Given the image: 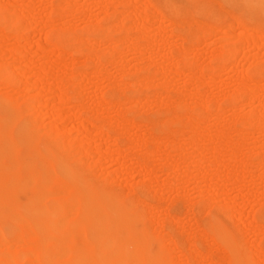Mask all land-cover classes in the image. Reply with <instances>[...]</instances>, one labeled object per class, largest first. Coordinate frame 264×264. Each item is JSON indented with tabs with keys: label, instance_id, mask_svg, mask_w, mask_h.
Listing matches in <instances>:
<instances>
[{
	"label": "rangeland",
	"instance_id": "rangeland-1",
	"mask_svg": "<svg viewBox=\"0 0 264 264\" xmlns=\"http://www.w3.org/2000/svg\"><path fill=\"white\" fill-rule=\"evenodd\" d=\"M24 1L25 0L14 3V5H12L11 9L9 10V14L12 15L13 27H16L22 30L28 37H30L28 45L26 46V50H25L26 57L23 56L22 60H20L21 62L20 61L18 62L17 59H15V57H12L10 55H7V57H5L4 55V57L7 59L9 58V60L7 63H2V67L3 66L6 67L5 70L7 69L6 71H8V73L10 74L12 72H13L12 74L18 72L17 73L18 76H16L17 77L16 80L19 82V79H20L19 86L23 84L21 86V89L19 87V92L22 94V96L20 95L19 96L20 98L24 97L25 100L21 99L22 100L21 101L19 98L20 101H17L18 94H20L19 92L16 93L17 95L15 94L14 96L16 97L17 100L14 97L11 98V101L9 100V98L5 99L4 93L9 90L8 89L9 87L7 88L3 85H0V92H1L0 97H2V101L0 98V118L7 116L5 107L10 106V104L12 103L11 104V106L13 105L12 115L16 117V118L14 117V120L16 123L12 125L11 129L14 132L15 137H17V134L19 133V129L25 126L28 122L27 125L31 129L35 128L34 130L37 131V132L36 131L34 132L35 135L38 137L34 145V148L36 149V151L42 150L43 147L51 146V149L56 154V156L60 157V155L62 156V154H64L61 152V148H64L68 151L70 146L71 147L74 146L73 147L74 151L75 149L76 150L78 149L77 150L78 152L73 151L74 158H71L70 161H68L69 158L66 155H64V157H66L65 160L67 164L72 166L73 168H76L78 171L79 170L82 171L83 168L85 167L84 171L79 172L80 176L86 178L87 180L90 179L88 181L92 185H94L96 188H98L100 191L107 193L108 195L115 198L117 201L121 202V203H114L113 205L114 209L124 210L131 217H136L138 221L137 223L134 224L135 227H137V229L139 230L146 231L151 236V240L148 244V248L153 252L162 251L163 253L170 254L172 258V262L175 261L173 262V264H179V263L187 264V262H189L188 255L190 254V257L192 258V256H197L196 253H200V255L198 254V258L199 259L201 258L199 260L201 264H208V263L210 264V262H208V260L210 259V258L208 259L209 255H210L209 257L212 258L211 260L214 261V258L216 259L214 262L212 261L211 264H224L226 262V259L224 257L226 256L223 254L224 252L221 253L222 251H224L223 250L224 244H223L222 237L224 238V235H227V234H228L227 240H226L227 242L237 244V245L240 244V246L243 245L244 249L247 243H249L248 246L250 245V248L247 249L248 246H246L247 247L246 249L250 251H246L245 249L246 251L245 253L243 247L242 248L240 247L241 249L240 248L239 249H240L241 254L243 255V254L250 253L249 255L251 256L252 253L254 252L253 251L254 249L255 256H251L250 258L252 260L254 259L257 261V263L255 264H264V140H263L264 139L263 137L264 136V123H262L264 122V120H262V122L260 123L261 124L260 128L262 126L263 130L260 131V129H257V131L259 130L260 133H257V131L254 132V129L250 128L248 124L247 126H245L246 123L244 124V122L247 121V117L244 112L247 111L248 113L247 112L246 113L249 114L251 111H254L253 110L254 108L258 107V102L256 98L254 100L250 99L254 95V93L257 92L256 90L257 87L259 90L257 93L260 92L258 95L262 96L261 98L264 97L263 96L264 95L263 81H262L263 84L261 83L260 86H255L256 89H251L253 91L256 90V92H254L253 95L250 94V98H249V92H247L246 90L248 89V91H250L249 89L252 85L251 79L256 80L257 79L256 74L260 75V80L264 79V0H249V1L248 0H149V1L148 0H124V4L126 2L130 3L128 7H127V3H126V6L122 5L123 3L120 4V2H123L122 0H113V1L111 0H67V1L66 0H61V1L60 0H56V1L55 0H30V1L26 0L25 2ZM62 1L64 2L66 1L68 3L66 2L64 3ZM114 2L117 4H115ZM148 3H151V4H148ZM0 4L3 5L2 3ZM46 4L48 5L46 6ZM61 4H62V7L64 8L60 7ZM1 5H0V8H2ZM42 5L44 8L41 7ZM65 6H66V9H65ZM132 6H133V12H132ZM58 7H60L61 9V14L60 12L58 13L59 11ZM55 8H58V11H56V13L55 11H53L55 10ZM109 11H112V12H109ZM142 14L143 16L145 14L149 15V18L147 19V21H144V19L142 20V18H144ZM150 17H153V18L150 19ZM117 19H120V20H117ZM175 20L179 21L178 24L180 26L177 25ZM145 22L147 24H145ZM237 22H240L241 24ZM57 23L63 27L59 26ZM62 23L63 24L65 23V25H63ZM67 23H69L70 25ZM19 24H21L20 27H19ZM23 25L26 27H24ZM233 25L235 27H233ZM22 27L24 28V30ZM46 28L47 29L53 28L52 31H54V33L59 35V38L61 40V43H60L61 46L59 49L54 45V43H49L46 45H43L41 43H35L47 30ZM247 28L253 31L252 36H248L252 38V39L249 38L250 40H252V43L250 44L251 41L248 38H245L249 40L247 41V43L248 42L249 43L246 45L247 47L245 46L244 48H242L240 44L242 43L246 44L243 38L247 37L246 36L247 34L245 35L244 34L245 32H243V34L241 33L242 34L241 36H239L238 34H240L242 30L244 31ZM3 29L0 30V40L1 41L5 39V36L7 34L6 31H8L7 35H12L9 32L10 31L9 29L5 28L6 31L5 30L3 31ZM253 29H256V30H253ZM256 31L258 32L260 31V32L258 33ZM254 32L255 34L260 35V37L255 35ZM136 34L141 35V36H138ZM122 37H126L127 39L126 38L125 39L129 42H127L128 48L124 47V45L127 44V43H124L122 46L123 47L122 50H120L121 45L119 47V45H117L115 42L118 43L120 40L122 42V40L124 39V38L122 39ZM239 37L240 39L241 37H243L242 39L244 41L243 42L239 41L240 43L239 42L234 43L235 41H238L236 39H238ZM11 38L15 39V37H9L8 40L10 41ZM78 38L83 40L82 42L84 46L80 47V43H78L79 41H77ZM14 39L13 40L11 39L12 42L11 41L10 42L14 43L17 41L16 39L15 40ZM253 40L255 42H253ZM86 41L88 42V44ZM121 42L119 44H122ZM110 43H114V44L111 45ZM136 43L138 44V46L136 45V47L140 51L134 48L136 52L135 51L133 52L131 47L134 46L132 44H136ZM258 43L260 44V47ZM90 45L91 46L93 45L94 47L92 48L90 47ZM129 45H131V47ZM139 45H140V49L138 48ZM231 46H233L234 48L233 51L230 50ZM239 46H240V49H239ZM49 47L51 48L49 49ZM88 47H90V49ZM41 49H42V52H41ZM57 49L58 50L62 49V51H64L65 49L66 52L64 56H66V58L65 57L64 58L66 61H63L64 63L62 61H58L56 63L53 62V61H57L59 56L62 55V54H59L60 51H58ZM86 49L87 51L88 49L89 51L93 49L92 50L93 53L87 52ZM113 49L119 50V53L114 51ZM186 50L188 51L186 52ZM182 51H183L184 56L185 57L187 56L185 61L182 58L183 57ZM35 52H38V58L34 60L35 63L33 62V64L29 66L30 68L26 67L27 64L22 61L26 58L25 60H27V63H28L30 59L33 57L32 55H34ZM179 52H181V54ZM225 53L226 54L228 53V54L226 55ZM99 54L102 56L106 55L107 59L104 57L100 58L98 56ZM179 54L182 56L181 58ZM231 54L232 56H230ZM89 55L94 56L93 59H91V56ZM133 55H135V57ZM244 55H245V58L246 56L251 57V58L248 57L250 60L246 61V59L245 60L243 59L244 61H242V58ZM88 56L90 58H88ZM178 56L180 59L177 58ZM171 57H175L177 60L179 59L181 62H178L174 58L179 64H173L174 62L176 63V61H173V58ZM51 58H53L52 61L50 60ZM48 59L51 62H53L54 65H58V68H56V66H53L52 72L55 73V75L53 74L55 77L57 75L60 76V77L57 76L60 82L58 81L59 83L57 84L53 82L54 79H51L49 80V82L45 81L44 83H39L38 85L36 74L42 71V64L44 67L45 61L46 62L48 61V63L46 64L49 65ZM4 61L5 60L3 61L1 60V62H4ZM17 62L20 63V65ZM60 62L62 63L60 64ZM147 62L149 64H147ZM187 63L192 64V67L196 66L195 68L193 67L195 70L193 68H190L191 66L188 67ZM24 64L26 65L24 66ZM117 65H122V66H117ZM21 66L22 68L25 67L23 68L24 71L21 70ZM118 67L121 68L122 70H120ZM143 67L145 70H142ZM173 67H174L173 71L175 73L173 71L170 72L171 71L170 69ZM18 68L20 69L17 70ZM146 68H148V71ZM158 68L159 69L161 68L160 69L161 71ZM191 69H193L195 72L193 70L191 71ZM57 70L59 72H63V70L64 71L66 70V71L63 73H59V72L57 73L56 72ZM157 70L159 72H157ZM196 70H198V73L200 72V74H198ZM68 71H70L71 73L68 76H71L70 78L72 79H76V76L74 75V73L76 75H79V72L81 71L80 72L81 74L79 75V77L80 76L81 77L80 79L78 77V79L81 80L82 78V81L71 80L70 78H68L72 82L71 83L67 82L66 75L69 74ZM162 71L164 75L166 76L163 75ZM166 71L169 72L171 75L176 74V77L173 75L172 77ZM161 73H162L163 78H161ZM244 73L247 76L244 75ZM62 74H64L65 77L62 76ZM199 76L201 77L202 81L199 80L200 79ZM52 78L54 77L52 76ZM83 78L85 79L86 83L83 82ZM144 78L146 79L148 78L147 80L149 81L147 82V80ZM161 79L163 80L170 79V80L167 81L169 82L167 84L166 81L163 82V80ZM204 80L206 82H204ZM1 81L2 80H0V83L3 84ZM50 81H51V84H50ZM144 81L147 82V85L145 84ZM81 82H83L82 85L84 86L80 85ZM242 82L243 84L241 85ZM52 83H53L54 88L50 87L52 86ZM66 83H69V85L71 84V87H68ZM124 83L126 84V86ZM151 83L153 84V86L151 85ZM128 84L131 86H128ZM65 85L67 86L68 89L70 88L69 89L70 91L65 89V90H62L61 92L59 88L61 86H62L61 88L66 87ZM110 85H112L111 86L112 89ZM249 85L250 87L248 88L247 86ZM37 86H39L40 89L36 88ZM78 86L80 87V89L78 88ZM245 86L247 88H245ZM252 87L254 86L252 85ZM71 88L74 90H72ZM237 88H239V90ZM22 89L23 91H21ZM42 90L45 93L40 94V96H38L37 94L42 93V92H39ZM66 90L69 92L68 95H73L74 98L72 96H68ZM237 90L239 92H237ZM72 91L74 93L76 91L77 93H75L74 95ZM111 91L112 93H110ZM253 91H251V93ZM194 92L197 95H195ZM78 93L79 94L81 93V94L79 95ZM181 93H183L182 97H179L181 96ZM235 93H239V94H235ZM192 94L196 96L195 97L196 99L198 98L197 96L199 94L200 95L199 97H201L200 98L201 100L199 98L195 100ZM61 95L63 97L66 95L67 96L64 97L63 99V97L62 98L60 97ZM177 95L179 98L176 97L175 99L174 97ZM75 96L77 98H75ZM37 97L39 98L38 100L39 103L38 102L35 103V101L37 100ZM59 97L61 99H59ZM191 97L194 98V100ZM115 100H116V103H118L117 105L115 103ZM185 100H186V103H185ZM214 100H217V102ZM249 100H251L252 102ZM15 101H17V103ZM100 101H103L101 102L102 104H100ZM131 101L133 105L137 104L138 106H136L135 108V106L131 104ZM167 101L168 103H166ZM193 101L195 103H193ZM24 102H26L27 104H25ZM29 102H32V105L31 103L29 104ZM164 102L166 104H163ZM104 103L106 106L103 105ZM176 103L177 104L182 103V107L183 108L186 107V108L185 109L181 108L180 107L181 104H178L180 105L179 106L180 108L179 107L176 108L177 107ZM217 103L218 105H220V109L216 108V107H219L217 106ZM28 104L30 107L27 106ZM167 104L169 105V107H167L168 106ZM174 104H176L175 107L173 106L170 107V105H174ZM194 104H197V105H194ZM203 104H205V106ZM79 107H82V112L81 111L79 112H81L83 118L80 116V118L78 119V116L81 114L78 111H76V109L78 108L77 110H80ZM13 108L16 110H14ZM83 108H86V110ZM125 108L127 109V111ZM165 108L168 109V112H167V109ZM169 108H171L172 111L174 109L176 111V112L175 111L172 112L170 110V114L172 115L171 117L173 118L171 119L173 122L167 121L164 124L165 121L163 120H167L168 118H170L169 117L170 114H168ZM241 110H242V113H241ZM74 111L76 113L73 114ZM211 111L212 113H210ZM53 112H59L60 114H65L68 116L70 115L73 116V115L78 114V116L71 118L69 122L68 120H66V123H65V121H62L61 119H59L57 115L55 116L52 115ZM174 112H175V115L172 114ZM17 113H18V116H16ZM132 113H134L135 115H132ZM214 114L219 117L222 115L221 117L222 119L224 117V120L220 122L219 124H216L215 122H213L214 120L213 117L215 116ZM229 115H230V118H229ZM243 115H245L246 119L243 118ZM74 118L75 120H73ZM232 118L234 122H232ZM33 119L37 123H35ZM82 119H86L87 121H89L88 126L82 124V121H81ZM157 119H159L160 124H158V121H155ZM193 119H197L201 121L200 123H202V126L204 125V128H203L204 133H202L203 129H202V132L195 131L196 128L192 127L193 125L191 126L190 124L191 122L190 123L188 122L187 123L188 127L187 126L185 127V124H186L185 122L191 121V120L193 122ZM52 121L53 123H55L54 127L56 126L58 131L60 130L62 131L61 132L62 142L58 144L60 146H57V142L56 143L54 142V144L52 143L48 144L50 140L52 139H53L52 141L56 140L54 137L50 138L49 132L47 131L48 127L51 126L50 124H52ZM61 121L62 123L64 122V124L61 125L60 124ZM104 121L107 122L108 124L105 123ZM101 122L102 123L104 122L105 126L98 125V124H102ZM47 123L49 126L47 125ZM213 123H215L216 125L215 124L211 125ZM223 123L224 125H222ZM35 124L39 125L40 128L36 126ZM92 124L94 125V127L92 126ZM164 125L166 127H164ZM43 126L44 128L42 129ZM97 126L99 128H97ZM155 126H156V130H155ZM167 126H168V129H167ZM213 126L214 127L217 126L216 128L220 130L224 128L221 131L225 133L226 137L217 136V138L208 139V135L204 136V134H208L206 132H208L209 130L212 131V132L209 131V133L214 132ZM191 127L193 128V130ZM70 128L73 130L70 131ZM171 128H173V130ZM216 128L215 130H218ZM80 129H82L83 131H81ZM169 129L175 132L174 133L175 135H174L173 132L170 130V132H172V136H176V137L178 136V137L177 138L175 137V139L174 137L172 138L169 132ZM86 130H90L89 136L87 135L88 131L86 132ZM190 130L192 132L194 131V133L192 134ZM228 130L231 132L227 133ZM75 131L77 132L75 133ZM252 131H253V134L255 133L254 135L253 134L251 135ZM38 132H43V133L38 134ZM216 132L217 131H215V133ZM261 132L263 133L261 134ZM153 133L157 135L155 136V139L154 137L152 138ZM199 133L202 134L204 137L199 136ZM85 134H86L85 137H88L86 139H90V140H86L87 142H85V138H84ZM116 135L117 136L119 135V136L116 137ZM194 135L198 138L199 137L202 138V139L200 138L201 141L197 142L196 144L197 146H194V145L192 146V141H193L192 137ZM252 136L254 137L252 138ZM258 136H260L261 138ZM166 137L169 138L170 140L167 139ZM71 138H73V140ZM255 138L260 140L258 144H255L252 142V141L256 142L255 140H253ZM69 139H71V142L72 143L74 142V144H71ZM68 140L71 144L70 146H69ZM24 141H26V139H24ZM252 143L253 145H256V147L253 146ZM80 145L81 146L83 145L82 148H85V149L83 150L80 147ZM205 146H207L209 149H207V147ZM210 146L212 147V149H210ZM75 147H78V148H75ZM79 147L81 148V150H79L80 149ZM172 147L173 148L175 147V148L173 149ZM203 147H204V150H203ZM250 148L252 151L250 150ZM64 149L62 150L66 151ZM151 149L152 151H150ZM70 150H73V149H70ZM240 150L242 151V153ZM32 151H33L32 149L20 150L19 151L20 157L22 158H25L24 156L28 157L30 156L29 153ZM82 151L84 154L82 153ZM207 151L208 153L210 151V153L205 154L207 153ZM253 151L256 153H253ZM259 151L260 153H258ZM219 152L220 154H218ZM74 153L77 154L76 158H75ZM122 153L123 154L126 153L129 156L125 154L124 156L122 155L123 156L122 158L121 156ZM245 154H246V157H245ZM202 155L205 158H203ZM142 157L145 158L147 161H145ZM192 157L194 158L192 159ZM236 157L238 159L241 157L243 159L245 158L247 159V160L246 159L243 160L244 161L243 164H245V161H247L245 165L242 164L243 169L242 167H240L241 166L240 162L242 160L239 159L240 161L238 160L239 161L238 162ZM258 158L259 160H257ZM81 159L83 163H85L86 165L81 164V163H76L77 161L82 162ZM84 159L85 160L87 159V160L85 161ZM123 159H125V161ZM140 160L141 161L144 160V161L141 163ZM248 160L249 161L251 160L252 162L251 161L249 162ZM255 160L258 161L259 163L256 162ZM208 161L212 165L209 164ZM9 163H10V160H6V164H9ZM140 163L143 164L142 167L145 164L144 167H146V169L143 168L144 169L143 171L141 169ZM94 165L96 168L94 167ZM232 165H235V166H232ZM230 166H232L233 168H230ZM238 166L240 167L239 169H238ZM245 167L247 168V170ZM87 168H89L90 170ZM203 168L205 170V173H202ZM34 169L35 168H32L31 170H29V172L30 171L33 172ZM122 169H123V172H122ZM92 170L95 172L94 174ZM137 170H139L140 172H138ZM239 170L240 172H237ZM200 172L202 174H200ZM210 172L213 175H211ZM251 172H254L252 173L253 175L251 174ZM236 175H238V177ZM88 177H93V179L88 178ZM41 180L37 179L36 181L33 182V184L38 185V186H44L45 188H47L48 190L54 193L58 191L57 189H60L59 185L57 184H49L47 178L43 177V179L41 178ZM102 182L103 184H101ZM138 184L141 186H139ZM253 186L255 187V189H253L254 188ZM249 187H251L252 189H249ZM250 190L252 191L254 190V191L251 194L249 193L250 194L249 199L246 200V193H248L247 191H250ZM68 192L70 194H73L71 187L68 188ZM128 193H130L131 195L130 194L127 195ZM33 194L34 192L30 188H23V189H20V191L19 190L14 191V194H13L14 199L21 203H3L4 205V208L2 210L3 215L7 214V212H9L10 210L16 211L22 215H25V210L34 212L38 209L45 208L47 211H52L53 207H55L54 205L56 204L58 206L61 204L62 210L68 211L70 209L69 206L72 205L71 203H26L30 200ZM143 199L146 200L145 201L147 202L146 204L144 203ZM58 200H59L58 197L52 198V201H58ZM132 202H135V203H132ZM225 204H227L228 206ZM77 209H78L77 211L78 213L82 211L81 209H79L78 206H77ZM169 214H170V218H172L171 216H176L174 217L176 218V220H177V217L179 218L177 221L178 222L177 224H175L176 223L175 220H172L173 222H168ZM149 216L153 218H150ZM236 217L238 218L236 219ZM151 220L152 221L154 220V221L151 222ZM163 220H166V221H163ZM163 222H164V225L161 224ZM6 224H9V223H6ZM153 225L155 226L156 229L154 228ZM159 225H160V228H159ZM156 226L160 230L161 229L162 230L160 231ZM162 226H164L165 232ZM219 229L222 231L223 236L221 237L213 236L214 232L218 231ZM166 230L169 232L168 234H171L173 236L172 237L170 235L175 240V242L174 240H171L172 238L170 239V241L168 240L169 238L167 239V236L169 235L166 233L167 232ZM175 237L177 238L175 239ZM187 239L193 245V246L191 245L189 248L195 247V248L200 249L201 252L197 250L196 253H194L195 251V248H194L192 249L194 251L189 249L194 253V255L190 253L191 251H189V254H187L188 252L186 253V251L188 250L187 249L185 250V247H188L187 244L189 245ZM160 240L162 243H160ZM172 241L175 244L171 243ZM184 241H185V244H184ZM169 246L172 247L174 252L171 250ZM207 248L208 249L212 248L211 252L213 251L214 254L213 253L211 254H213V256H211L210 252H208L209 254L205 256V253L207 252L206 251ZM202 249H205V251ZM179 250H181V252ZM214 250H216V252ZM202 252L204 254H201ZM217 252L218 253L220 252V253L217 254ZM181 253L182 254L185 253L186 255L183 256ZM257 253H258V256H256ZM173 254H175L176 256L175 258ZM221 254H223V256H221ZM191 258L190 260H192ZM194 258H193L194 261L193 262L190 261L191 262L190 264H193V263L196 264L195 262L196 259ZM221 259L224 260L225 262L221 263L222 261ZM217 260H219L220 262L218 261L219 262L218 263ZM27 261L29 260H25L24 262H22V264L28 263ZM200 262H198L197 264H199Z\"/></svg>",
	"mask_w": 264,
	"mask_h": 264
},
{
	"label": "bare ground",
	"instance_id": "bare-ground-1",
	"mask_svg": "<svg viewBox=\"0 0 264 264\" xmlns=\"http://www.w3.org/2000/svg\"><path fill=\"white\" fill-rule=\"evenodd\" d=\"M22 0H0V3H2L3 5H1L2 6V8H0V30H2L3 28V31L5 30L6 31V29H9L10 31V33L12 34V35H7L8 34V31H6L7 32V34H6V36H5V39H3L2 41L0 40V80H2L1 82L3 83V84H1L0 83V85H3V86H5V87H9L8 89V91L7 92H5L4 93V98L6 99V98H9V100L11 101V98H13L14 96H15V94L16 93H18L19 92V87H20V89H21V86L23 85H21V86H19V82H20V79H19V82L16 80L17 79V77L16 76H18V72L17 73H14V74H10V73H8V71H6L5 70V68L6 67H4V69H3V67H2V63H7L8 62V60H9V58L7 59V58H5V57H7V55H10V56H12V57H15V59H17V61L19 62L20 60H22V58H23V56H25V50H26V46L28 45V42H29V39H30V37H28L22 30H20V29H18V28H16V27H13V25H12V23H13V19H12V15H10L9 14V10L11 9V6L12 5H14V3H16V2H21ZM26 1V0H25ZM24 1V2H25ZM30 1V0H29ZM56 1V0H55ZM61 1V0H60ZM67 1V0H66ZM65 1V2H66ZM111 1H113V0H111ZM123 2H120V4H122V5H124V6H126V3L124 4V0H122ZM149 1V0H148ZM249 1V0H248ZM62 2H64V1H62ZM64 2V3H65ZM86 2V1H85ZM31 3H33V2H31ZM44 3V2H43ZM66 3H68V2H66ZM115 3V2H114ZM147 3V2H146ZM52 4V3H51ZM87 4V3H86ZM112 4V3H111ZM115 4H117V3H115ZM130 3H127V7H128V5H129ZM148 4H151V3H148ZM34 5V4H33ZM48 4H46V6H47ZM64 5V4H63ZM26 6V5H25ZM24 6V7H25ZM85 6V5H84ZM118 6V5H117ZM146 6H147V4H146ZM23 7V6H22ZM41 7H43V5L41 6ZM51 7V6H50ZM60 7H62V4H61V6ZM60 7H58L59 8V11H58V8H55V10H53V11H55V13H56V11H58V13L60 12V14H61V9H60ZM70 7V6H69ZM113 7V6H112ZM116 7V6H115ZM115 7H114V9H115ZM31 8H33V7H31ZM44 8V7H43ZM62 8H64V7H62ZM109 8V7H108ZM50 9V8H49ZM52 9V8H51ZM65 9H66V6H65ZM205 9V8H204ZM41 10V9H40ZM107 11V10H106ZM113 11V10H112ZM112 11H109V12H112ZM116 11V10H115ZM67 12V11H66ZM127 12V11H126ZM132 12H133V6H132ZM153 12V11H152ZM173 12V11H172ZM179 12V11H178ZM63 13V12H62ZM65 13V12H64ZM71 13V12H70ZM145 13V12H144ZM214 13V12H213ZM228 13V12H227ZM67 14V13H66ZM107 14H109V13H107ZM134 14V13H133ZM178 14H180V13H178ZM230 14V13H229ZM47 15V14H46ZM49 15V14H48ZM118 15V14H117ZM123 15V14H122ZM125 15V14H124ZM152 15V14H151ZM162 15V14H161ZM210 15H211V13H210ZM108 16V15H107ZM110 16H111V14H110ZM131 16V15H130ZM134 16V15H133ZM142 16H143V14H142ZM144 18H142V20L144 19V21H147V19L149 18V15H147V14H145L144 16H143ZM27 18H29V17H27ZM112 18V17H111ZM122 18H124V17H122ZM146 18V19H145ZM151 18H153V17H150V19ZM26 19V18H25ZM63 19V18H62ZM109 19V18H108ZM54 20V19H53ZM58 20V19H57ZM117 20H120V19H117ZM116 20V21H117ZM123 20V19H122ZM16 21V20H15ZM14 21V22H15ZM62 21V20H61ZM176 21V23H177V25H179L178 24V22L179 21H177V20H175ZM194 21V20H193ZM192 21V22H193ZM22 22V21H21ZM29 22V21H28ZM52 22V21H51ZM197 22V21H196ZM25 23V22H24ZM31 23V22H30ZM55 23V22H54ZM72 23V22H71ZM120 23V22H119ZM122 23V22H121ZM175 23V24H176ZM234 23H236V22H234ZM237 23H240V22H237ZM18 24V23H17ZM51 24V23H50ZM58 24V23H57ZM63 24V23H62ZM67 24H69V23H67ZM117 24H118V22H117ZM145 24H147L146 22H145ZM180 24H182V23H180ZM241 24V23H240ZM20 25L21 24H19V27H20ZM29 25V24H28ZM47 25V24H46ZM59 25V24H58ZM63 25H65V23L63 24ZM70 25V24H69ZM99 25V24H98ZM189 25H191V24H189ZM193 25V24H192ZM24 26V25H23ZM30 26V25H29ZM32 26V25H31ZM54 26V25H53ZM59 26H61V25H59ZM116 26V25H115ZM139 26H141V25H139ZM138 26V27H139ZM180 26V25H179ZM24 27H26V26H24ZM61 27H63V26H61ZM188 27V26H187ZM233 27H235L234 25H233ZM6 28V29H5ZM23 28V27H22ZM32 28V27H31ZM53 28H55V27H53ZM53 28H51V29H47L45 32H44V34L35 42V43H41V44H43V45H46V44H49V43H54V45L59 49L60 48V43H61V40H60V38H59V35H57L56 33H54V31H52L53 30ZM69 28V27H68ZM105 28V27H104ZM118 28V27H117ZM124 28V27H123ZM252 28V27H251ZM63 29V28H62ZM66 29V28H65ZM70 29V28H69ZM135 29V28H134ZM133 29V30H134ZM137 29V28H136ZM141 29V28H140ZM143 29V28H142ZM156 29V28H155ZM239 29H241V28H239ZM23 30H24V28H23ZM42 30H43V28H42ZM74 30V29H73ZM118 30V29H117ZM253 30H256V29H253ZM41 31V30H40ZM136 31V30H135ZM142 31V30H141ZM187 31V30H186ZM54 34H53V33ZM106 32V31H105ZM112 32V31H111ZM133 32V31H132ZM243 32H245L244 34L247 36V37H241V39H240V37L238 38V39H236V40H238V41H235L234 43H236V42H243L244 40H245V42H246V44H244V43H242V44H240V46L242 47V48H244L248 43H247V41H249L250 39H252V38H250V37H248V36H252V30L251 29H249V28H247L246 30H242V32H240V34H238L239 36H241L242 34H243ZM256 32H258V31H256ZM260 32V31H259ZM258 32V33H259ZM126 33V32H125ZM139 33V32H138ZM242 33V34H241ZM42 34V33H41ZM74 34V33H73ZM254 34H255V32H254ZM31 35H33V34H31ZM71 35V34H70ZM132 35V34H131ZM136 35H138V34H136ZM255 35H257V36H259L260 37V35H258V34H255ZM126 36V35H125ZM138 36H141V35H138ZM138 36H136V37H138ZM9 37H15V39L17 40L16 42H14V43H11L12 41H11V39L13 40L14 38H11L10 39V41L8 40V38ZM119 37H121V36H119ZM4 38V37H3ZM87 38V37H86ZM124 38V39H123ZM126 37H122V42H121V40L117 43V42H115L117 45H119V47H120V45H121V49L120 50H122V46H123V44L124 43H127V42H129V41H127L126 39H125ZM135 38V37H134ZM146 38V37H145ZM144 38V39H145ZM185 38V37H184ZM183 38V39H184ZM244 40H243V39ZM245 38H250L249 40L248 39H245ZM254 38V37H253ZM14 39V40H15ZM74 39V38H73ZM77 39V38H76ZM129 39H131V38H129ZM139 39H141V38H139ZM186 39V38H185ZM184 39V40H185ZM33 40V39H32ZM98 40V39H97ZM77 41H79L78 43H80V47L81 46H84V44H83V40L82 39H80V38H78V40ZM133 41V40H132ZM131 41V42H132ZM190 41V40H189ZM251 42H250V44L252 43V40H250ZM87 42V41H86ZM122 43V44H119V43ZM134 42H136V41H134ZM239 42V43H240ZM253 42H255L254 40H253ZM98 43V42H97ZM260 43V42H259ZM258 43V44H259ZM83 44V45H82ZM87 44H88V42H87ZM99 44V43H98ZM111 45L112 44H114V43H110ZM115 44V45H116ZM243 44H244V46H243ZM249 44V45H250ZM254 44V43H253ZM51 45V44H50ZM94 45H96V44H94ZM126 45V46H125ZM124 45V47H126V48H128V43L127 44H125ZM132 45H134V46H132L131 47V45H129L131 48H132V50H133V52L135 51V49H137V47H136V45L138 46V44L136 43V44H132ZM228 45V44H227ZM232 45V44H231ZM49 46V45H48ZM238 46V45H237ZM240 46H239V49H240ZM90 47H94L93 45L91 46L90 45ZM90 47H88L89 49H90ZM183 47V46H182ZM181 47V48H182ZM186 47H188V46H186ZM247 47V46H246ZM259 47H260V44H259ZM28 48V47H27ZM51 47H49V49H50ZM53 48V47H52ZM62 48V47H61ZM114 48V47H113ZM135 48V49H134ZM139 49H140V45H139V47H138ZM180 48V47H179ZM241 48V49H242ZM57 49V50H58ZM63 49V48H62ZM62 49L61 50H58V51H60L59 52V54H62L61 56H59V58L57 59V61H53V62H58V61H66L65 60V58H66V56H64L65 55V49H64V51H62ZM75 49V48H74ZM89 49H88V51H87V49H86V51L87 52H92L93 53V49H91V51H89ZM116 49V48H115ZM118 49V48H117ZM188 49V48H187ZM233 46H231L230 47V50H232L233 51ZM31 50V49H30ZM43 50H45V49H43ZM77 50V49H76ZM75 50V51H76ZM95 50V49H94ZM114 50V49H113ZM131 50V51H132ZM138 50V49H137ZM185 50V49H184ZM183 50V51H184ZM57 51V52H58ZM103 51V50H102ZM101 51V52H102ZM106 51V50H105ZM114 51H116V52H118L119 53V50H114ZM138 51H140V50H138ZM180 51V50H179ZM183 51H182V54H183ZM188 50H186V52H187ZM190 51V50H189ZM39 52V51H38ZM38 52H35L34 53V55H32L33 57L30 59V61L27 63V60H23L22 62H25L26 64H24V66L26 65V67H29V66H31L32 64H33V62L35 63V59L36 58H38ZM41 52H42V49H41ZM44 52V51H43ZM68 52V51H67ZM115 52V53H116ZM136 52V51H135ZM219 52H221V51H219ZM219 52H217V53H219ZM228 52H229V50H228ZM231 52V51H230ZM50 53H52V52H50ZM70 53V52H69ZM180 54H181V52H179ZM234 53V52H233ZM45 54V53H44ZM90 54V53H89ZM98 54V53H97ZM101 54H103V53H101ZM136 54V53H135ZM179 54V56H180V58L182 57L183 58V60L185 61V59H186V57L184 56V54L181 56ZM226 54V53H225ZM228 54V53H227ZM226 54V55H227ZM4 55H5V57H4ZM58 55V54H57ZM67 55V54H66ZM139 55V54H138ZM191 55V54H190ZM213 55V54H212ZM218 55V54H217ZM40 56V55H39ZM85 56V55H84ZM87 56V55H86ZM89 56H91V55H89ZM88 56V58H90ZM100 58H106L107 59V57H106V55H104V56H102V55H98ZM113 56V55H112ZM134 57H135V55H133ZM179 56L177 57V58H179ZM219 56V55H218ZM221 56V55H220ZM230 56H232V54L230 55ZM26 57V56H25ZM54 57V56H53ZM65 57V58H64ZM93 57L94 56H91V59H93ZM118 57V56H117ZM185 57V58H184ZM226 57V56H225ZM249 56H246V58H245V55L243 56V58H242V61H244L245 59H246V61L247 60H250L249 58H251V57H249ZM5 58V59H4ZM98 58V57H97ZM110 58V57H109ZM116 58V57H115ZM171 58H173V61H176L177 59L175 58V57H171ZM176 60H175V59ZM179 58V59H180ZM87 59V58H86ZM177 60L178 62H181L180 60ZM244 59V60H243ZM1 60L3 61V60H5L4 62H1ZM7 60V61H6ZM49 60V59H48ZM51 61L53 60V58H51L50 59ZM49 60V65H47L46 63H48V61L46 62H44V67H43V64H42V71L41 72H37L38 74H36V77H37V82H38V85H39V83H44L45 81H48L49 82V80H51V79H54L53 80V82H55V83H59L60 82V80H59V78L57 77V76H59V75H57L56 77L58 78H56L54 75H55V73L54 72H52V70H53V66H56V68H58V65H54V63L53 62H51ZM54 60H56V59H54ZM70 60V59H69ZM76 60V59H75ZM81 60V59H80ZM97 60V59H96ZM193 60V59H192ZM218 60V59H217ZM95 61V60H94ZM172 61V62H173ZM176 61V63L174 62L173 64H179L178 62ZM241 61V62H242ZM17 62V63H18ZM21 62V61H20ZM51 62V63H50ZM62 62H60V64L62 63ZM98 62V61H97ZM152 62V61H151ZM151 62H150V64H151ZM190 62V61H189ZM64 63V62H63ZM83 63V62H82ZM185 63V62H184ZM19 65H20V63H18ZM59 64V65H60ZM147 64H149L148 62H147ZM186 64V63H185ZM188 65V67H190V68H193L192 67V64H190V63H187ZM10 65V64H9ZM13 65V64H12ZM46 65V66H45ZM75 65V64H74ZM86 65V64H85ZM90 65V64H89ZM91 65H92V63H91ZM158 65V64H157ZM5 66H6V64H5ZM23 66V65H22ZM22 66H21V70H23V68H25V67H23L22 68ZM117 66H122V65H117ZM125 66V65H124ZM150 66V65H149ZM148 66V67H149ZM199 66V65H198ZM11 67V66H10ZM13 67V66H12ZM37 67H38V65H37ZM185 67H186V65H185ZM196 67V66H195ZM194 67V68H195ZM225 67V66H224ZM30 68V67H29ZM62 68V67H61ZM97 68H98V66H97ZM119 68V67H118ZM124 68V67H123ZM140 68H142V67H140ZM193 68V69H194ZM204 68V67H203ZM15 69V68H14ZM20 68H18L17 70H19ZM115 69H117V68H115ZM120 70H122L121 68H119ZM119 69H118V71H119ZM147 69V71H148V68H146ZM159 69V68H158ZM161 69V68H160ZM159 69V70H160ZM173 69H174V67L173 68H171L170 70V72H172L173 71ZM193 69H191V71L193 70ZM218 69V68H217ZM227 69V68H226ZM34 70V69H33ZM41 70V69H40ZM98 70V69H97ZM137 70V69H136ZM142 70H145L144 69V67H143V69ZM195 70V69H194ZM193 70V71H194ZM222 70V69H221ZM24 71V70H23ZM54 71H55V69H54ZM66 71V70H65ZM64 70H63V72H65ZM72 71V70H71ZM93 71V70H92ZM139 71V70H138ZM155 71V70H154ZM161 71V70H160ZM169 71V70H168ZM16 72V71H15ZM28 72V71H27ZM57 73L59 72L58 70L56 71ZM63 72H59V73H63ZM74 72V71H73ZM79 72V71H78ZM81 72V71H80ZM79 72V75L81 74ZM84 72V71H83ZM121 72H123V71H121ZM120 72V73H121ZM135 72V71H134ZM157 72H159L158 70H157ZM167 72V71H166ZM174 72V71H173ZM190 72V71H189ZM195 72V71H194ZM196 72L198 73V70H196ZM221 72V71H220ZM224 72V71H223ZM30 73V72H29ZM68 73L69 74H67V72H66V78H67V82H72L71 80H78V81H82V78H81V80H79L80 79V77H79V75H76L75 73H74V75L76 76V79H72V78H70L71 76H68V75H70L71 73H70V71H68ZM93 73V72H92ZM97 73H98V71H97ZM136 73V72H135ZM153 73H155V72H153ZM162 73H163V71H162ZM162 73H161V78H163L162 77ZM167 73H169V72H167ZM175 73V72H174ZM54 74V75H53ZM87 74V73H86ZM90 74V73H89ZM122 74V73H121ZM125 74V73H124ZM166 74V73H165ZM170 74V73H169ZM193 74H195V73H193ZM198 74H200V72L198 73ZM163 75H164V73H163ZM168 75V74H167ZM171 75V74H170ZM173 76H175L176 77V74L174 75V74H172ZM171 75V76H172ZM203 75H205V74H203ZM213 75V74H212ZM215 75V74H214ZM241 75V74H240ZM243 75V74H242ZM244 75H246L245 73H244ZM52 76L54 77V78H52ZM62 76H64V74H62ZM92 76V75H91ZM109 76V75H108ZM142 76H144V75H142ZM141 76V77H142ZM164 76H166V75H164ZM172 76V77H173ZM247 76V75H246ZM20 77V76H19ZM60 77V76H59ZM65 77V76H64ZM78 77H79V79H78ZM84 77V76H83ZM88 77V76H87ZM116 77V76H115ZM160 77V76H159ZM169 77V76H168ZM200 77V76H199ZM214 77V76H213ZM244 77V76H243ZM256 77H257V79L256 80H254V79H251V81H252V85L254 86V87H252V85H251V87H250V85L249 86H247L248 88L250 87V91H248V89H246L247 90V92H249V98H250V94H252L253 95V93L254 92H256V90H257V92L259 91L258 90V87H257V89L255 88V86H260V84L262 83V81H263V83H264V79H262V80H260V75L259 74H256ZM21 78V77H20ZM68 78H70L71 80H69ZM85 78V77H84ZM83 78V82H85V79ZM113 78H114V76H113ZM140 78V77H139ZM152 78V77H151ZM154 78H155V76H154ZM167 78V77H166ZM166 78H164V79H166ZM191 78V77H190ZM193 78V77H192ZM204 78H205V76H204ZM247 78V77H246ZM61 79V78H60ZM105 79V78H104ZM141 79V78H140ZM144 79H146V78H144ZM148 79V78H147ZM146 79V80H147ZM197 79H199V78H197ZM196 79V80H197ZM55 80H57V81H55ZM145 80V81H146ZM154 80V79H153ZM161 80H163V79H161ZM170 80V79H169ZM168 79L167 80H163V82H167V81H169ZM193 80V79H192ZM195 80V81H196ZM200 81H202L201 80V77H200V79H199ZM215 80V79H214ZM59 81V82H58ZM97 81V80H96ZM135 81V80H134ZM141 81H143V80H141ZM144 81V82H145ZM149 80H147V82H148ZM152 81V80H151ZM241 81H243V80H241ZM240 81V82H241ZM37 82H36V84H37ZM74 82V81H73ZM83 82H81L80 83V85H82V83ZM90 82V81H89ZM125 82V81H124ZM144 82H142V83H144ZM147 82H145V84L147 85ZM163 82H161V83H163ZM197 82V81H196ZM204 82H206L205 80H204ZM240 82H239V84H240ZM35 83V82H34ZM33 83V84H34ZM54 83V84H55ZM64 83V82H63ZM86 83V82H85ZM127 83V82H126ZM135 83V82H134ZM160 83V82H159ZM169 82H167V84H168ZM198 83V82H197ZM202 83V82H201ZM262 83V84H263ZM50 84H51V81H50ZM62 84V83H61ZM78 84H79V82H78ZM125 84V83H124ZM166 84V83H165ZM166 84V85H167ZM243 84V82L241 83V85ZM26 85V84H25ZM24 85V86H25ZM60 85V84H59ZM58 85V86H59ZM66 85L68 86V87H71V84L69 85V83H66ZM65 85V86H66ZM74 85V84H73ZM79 85V86H80ZM149 85H150V83H149ZM151 85L153 86V84L151 83ZM245 85V84H244ZM54 86H56V85H54ZM63 86V85H62ZM61 86V87H62ZM67 86L66 87H63V88H59L60 89V91L62 92V90H65V89H67V90H69L68 88H67ZM78 86V88L80 89V87ZM82 86H84V85H82ZM112 85H110V87H111ZM125 86H126V84H125ZM128 86H131V85H129L128 84ZM127 86V87H128ZM145 86V85H144ZM151 86V87H152ZM162 86H164V85H162ZM200 86V85H199ZM50 87H53V83H52V86H50ZM127 87H125V88H127ZM167 87V86H166ZM170 87V86H169ZM246 86H245V88H247ZM36 88H39V86H37ZM54 88V87H53ZM121 88H122V86H121ZM120 88V89H121ZM168 88V87H167ZM197 88V87H196ZM241 88H243V87H241ZM244 88V89H245ZM24 89V88H23ZM23 89L21 90V91H23ZM40 89V88H39ZM72 89V88H71ZM84 89V88H83ZM111 89H112V87H111ZM136 89V88H135ZM238 90H239V88H237ZM251 89H256L255 91H253V90H251ZM27 90V89H26ZM33 90V89H32ZM38 90V89H37ZM56 90V89H55ZM66 90V91H67ZM72 90H74V89H72ZM237 90V92H239ZM243 90V89H242ZM34 91V90H33ZM70 91V90H69ZM78 91V90H77ZM80 91V90H79ZM123 91H125V90H123ZM178 91V90H177ZM184 91V90H183ZM187 91V90H186ZM197 91V90H196ZM195 91V92H196ZM251 91H253L252 93H251ZM27 92V91H26ZM29 92V91H28ZM39 92H42V93H39ZM38 93L39 94H37L38 96H40V94H43V93H45L43 90L42 91H39ZM73 92V91H72ZM130 92V91H129ZM195 92H194V94H195ZM254 93V95L250 98L251 100L253 99H255L256 98V100H257V102H258V107H256V108H252L254 111H251L249 114H247L246 112H244L245 114H246V117H247V121L246 122H244V124H245V126H247V124H248V126L250 127V128H252V129H254V132L255 131H257V129H260V131H262L263 129H262V126H261V128H260V123L262 122V120H264V97L263 98H261L262 96H260V95H258L259 93ZM1 93V92H0ZM20 93V92H19ZM68 91H67V95H68ZM75 93H77L76 91H75ZM75 93L73 92V94L75 95ZM110 93H112V91L110 92ZM109 93V94H110ZM114 93H115V91H114ZM184 93V92H183ZM183 93H181V96H179V97H182V94ZM197 93V92H196ZM240 93H241V91H240ZM34 94V93H33ZM47 94H49V93H47ZM61 94H63V93H61ZM66 94V93H65ZM79 94V93H78ZM81 94V93H80ZM79 94V95H80ZM120 94V93H119ZM122 94H123V92H122ZM185 94V93H184ZM201 94V93H200ZM235 94H239V93H235ZM248 94V93H247ZM17 95V94H16ZM22 96V94L20 93V94H18V100L16 99V97H14L17 101H20L21 99L23 100L24 99V97H22V98H20V96ZM23 95H24V93H23ZM66 95V96H67ZM178 95H180V94H178ZM178 95L177 96H173L175 99H176V97H178ZM187 95V94H186ZM189 95V94H188ZM195 95H197V94H195ZM195 95H193L192 94V96L195 98L196 96ZM32 96V95H31ZM66 96H64V97H66ZM68 96H72L73 98H74V96L73 95H68ZM76 96H78V95H76ZM75 96V98H77ZM111 96V95H110ZM115 96V95H114ZM117 96V95H116ZM191 96V95H190ZM200 95L198 94V98L200 99L201 97H199ZM203 96V95H202ZM264 96V95H263ZM36 97V96H35ZM61 98L63 97L62 95L60 96ZM59 97V99H61ZM64 97H63V99H64ZM178 97V98H179ZM189 97V96H188ZM243 97V96H242ZM248 97V96H247ZM1 98V101H2V97H0ZM19 98H20V100H19ZM28 98V97H27ZM26 98V99H27ZM116 98V97H115ZM126 98V97H125ZM171 98V97H170ZM192 98V97H191ZM194 98H192L193 100H194ZM197 98V99H198ZM222 98H223V96H222ZM68 99V98H67ZM70 99V98H69ZM81 99V98H80ZM103 99V98H102ZM128 99V98H127ZM141 99V98H140ZM173 99V98H172ZM174 99V100H175ZM181 99V98H180ZM185 99V98H184ZM189 99V98H188ZM196 98H195V100H197ZM233 99V98H232ZM248 99V98H247ZM21 100V101H22ZM25 100V99H24ZM39 98L37 97V100L35 101V100H33V101H35V103L36 102H38L39 103ZM74 100V99H73ZM201 100V99H200ZM221 100V99H220ZM251 100H249V101H251ZM9 101V102H10ZM14 101V100H13ZM17 101H15L16 103H17ZM31 101V100H30ZM32 101V102H33ZM118 101V100H117ZM173 101V100H172ZM171 101V102H172ZM177 101V100H176ZM181 101V100H180ZM199 101V100H198ZM205 101H207V100H205ZM214 101H216L217 102V100H214ZM32 102H29V104L31 103V105H32ZM66 102V101H65ZM101 102H103V101H100V104H102ZM108 102H110V101H108ZM123 102H124V100H123ZM146 102V101H145ZM174 102V101H173ZM172 102V103H173ZM201 102V101H200ZM252 102V101H251ZM254 102V101H253ZM2 103V102H1ZM14 103V102H13ZM25 104H27L26 102H24ZM115 103H116V100H115ZM122 103V102H121ZM121 103H120V105H121ZM129 103V102H128ZM134 103V102H133ZM139 103H140V101H139ZM166 103H168V101L166 102ZM165 102L163 103V104H166ZM171 103V104H172ZM185 103H186V100H185ZM192 103V102H191ZM193 103H195L194 101H193ZM199 103V102H198ZM203 103V102H202ZM201 103V104H202ZM12 104V103H11ZM11 104H10V106H6L5 107V110H6V115L7 116H4V117H1L0 118V264H22V262H24L25 260H29V261H27L28 263H25V264H173V262H175V261H173L172 262V258H171V256H170V254H168V253H163L162 251L160 252H153V251H151L149 248H148V244H149V242H150V240H151V236L146 232V231H144V230H139V229H137V227H135V223H137V221H138V219L136 218V217H131L130 215H128L124 210H116V209H114V207H113V205H114V203H121V202H119V201H117L115 198H113L112 196H110V195H108L107 193H104V192H102V191H100L98 188H96L94 185H92L88 180H90V179H86V178H84V177H82V176H80V174H79V172L81 171V170H77L76 168H73L72 166H70V165H68L67 164V162H66V157H64V155H66L68 158H69V160L68 161H70L71 160V158H74V155H73V151H74V146H70L71 144H74V142L72 143L71 142V139L73 140V138H71V139H69L70 140V142H71V144H70V142H69V140H68V142H69V146H70V148H69V150L67 151L66 149H64V148H61V152L62 153H64V154H62V156L60 155V157L59 156H56V154L53 152V150L51 149V146L49 147V146H47V147H43V149L42 150H37L36 151V149L34 148V145H35V142H36V140H37V136L35 135V131L36 130H34L33 128L31 129L27 124H28V122H27V124L25 125V126H23V127H21L20 129H19V133L17 134V137H15V134H14V132L12 131V129H11V127H12V125H14L16 122H15V120H14V115H12V106H11ZM29 104L27 105V106H29ZM79 104V103H78ZM80 104H82V103H80ZM109 104V103H108ZM114 104V103H113ZM118 103H116V105H117ZM130 104V103H129ZM131 104H132V101H131ZM135 104V103H134ZM147 104V103H146ZM170 104V103H169ZM177 104V103H176ZM176 104H174V105H170V107L171 106H173V107H175V105ZM178 104H181V106L180 105H178ZM176 106V108H178L179 106L181 107V108H183L182 107V103H178ZM15 105V104H14ZM34 105V104H33ZM103 105H105V103L103 104ZM110 105V104H109ZM115 105V106H116ZM133 105V104H132ZM162 105V104H161ZM168 105V104H167ZM166 105V106H167ZM186 105V104H185ZM191 105V104H190ZM189 105V106H190ZM194 105H197V104H194ZM204 106H205V104H203ZM4 106H5V104H4ZM24 106V105H23ZM57 106H59V105H57ZM106 106V105H105ZM113 106V105H112ZM133 106H135V108H136V106H138L137 104H135V105H133ZM163 106H165V105H163ZM192 106V105H191ZM201 106V105H200ZM203 106V107H204ZM217 106H219V107H216V108H219L220 109V105H218V103H217ZM252 106V105H251ZM30 107V106H29ZM36 107V106H35ZM38 107V106H37ZM83 107V106H82ZM82 107H79V109L80 110H77L76 109V111H81L82 112ZM143 107V106H142ZM167 107H169V105L167 106ZM179 107V108H180ZM185 107V106H184ZM222 107V106H221ZM244 107V106H243ZM15 108V107H14ZM13 108V109H14ZM60 108V107H59ZM186 108V107H185ZM185 108H183V109H185ZM188 108V107H187ZM27 109V108H26ZM25 109V110H26ZM37 109V108H36ZM83 109H85L86 110V108H83ZM93 109V108H92ZM126 109V108H125ZM139 109H140V107H139ZM165 109H167V108H165ZM174 109V108H173ZM205 109V108H204ZM236 109V108H235ZM241 109V108H240ZM239 109V110H240ZM251 109V110H252ZM14 110H16V109H14ZM24 110V109H23ZM31 110V109H30ZM130 110V109H129ZM170 110H171V108H169V113L168 114H170ZM203 110V109H202ZM217 110V109H216ZM222 110H224V109H222ZM226 110V109H225ZM238 110V109H237ZM32 111V110H31ZM54 111V110H53ZM57 111H58V109H57ZM126 111H127V109H126ZM172 111V110H171ZM173 111H175V109L173 110ZM172 111V112H173ZM180 111H181V109H180ZM249 111V110H248ZM81 112H79L80 114H81ZM167 112H168V109H167ZM176 112V111H175ZM175 112L174 113H172V114H174L175 115ZM201 112V111H200ZM14 113H15V111H14ZM31 113V112H30ZM33 113V112H32ZM74 113H76L75 111L73 112V114ZM84 113V112H83ZM92 113V112H91ZM136 113H138V112H136ZM188 113V112H187ZM210 113H212V111L210 112ZM241 113H242V110H241ZM240 113V114H241ZM95 114V113H94ZM163 114V113H162ZM189 114V113H188ZM224 114V113H223ZM236 114V113H235ZM234 114V115H235ZM30 115V114H29ZM52 115H57L58 117H59V119H61L62 121H65V123H66V120H68V122L71 120V118H73V117H77L78 116V114H76V115H73V116H68V115H65V114H60L59 112H53L52 113ZM97 115V114H96ZM95 115V116H96ZM132 115H135L134 113H132ZM179 115V114H178ZM212 115V114H211ZM215 115V114H214ZM16 116H18V113L16 114ZM80 116L82 117V114L81 115H79L78 116V119L80 118ZM172 115L170 114V118H168L167 120H163V121H165L164 122V124L168 121H170V122H173L172 121V117H171ZM207 116V115H206ZM222 116V115H221ZM219 117V116H217V115H215L214 117H213V122H215L216 124H219L220 122H222L223 120H224V117H223V119H222V117ZM238 116V115H237ZM242 116V115H241ZM53 117V116H52ZM70 119H69V118ZM194 117V116H193ZM226 117V116H225ZM246 117H245V115H243V118H245L246 119ZM16 118V117H15ZM28 118V117H27ZM83 118V117H82ZM165 118V117H164ZM172 118V119H171ZM189 118V117H188ZM195 118V117H194ZM229 118H230V115H229ZM228 118V119H229ZM242 118V117H241ZM242 118V119H243ZM29 119H30V117H29ZM95 119H96V117H95ZM170 119V120H169ZM191 119V118H190ZM207 119V118H206ZM205 119V120H206ZM227 119V120H228ZM34 120V119H33ZM32 120V121H33ZM73 120H75V118L73 119ZM77 120V119H76ZM129 120V119H128ZM132 120V119H131ZM185 120V119H184ZM183 120V121H184ZM226 120V119H225ZM231 120V119H230ZM239 120V119H238ZM244 120V119H243ZM31 121V122H32ZM35 121V120H34ZM41 121V120H40ZM39 121V122H40ZM62 121H61V125L62 124H64V122L62 123ZM82 121V124H84V125H87L88 126V122L89 121H87L86 119H82L81 120ZM87 121V122H86ZM127 121V120H126ZM150 121V120H149ZM153 121V120H152ZM155 121H158V124H160L159 122V119H157V120H155ZM154 121V122H155ZM240 121V120H239ZM38 122V123H39ZM105 122V121H104ZM104 122L102 123V124H98V125H104ZM109 122V121H108ZM128 122V121H127ZM130 122V121H129ZM190 123L191 124V126L192 127H194V128H196L195 129V131H201L202 132V129L204 128V125L202 126V123H200L201 121H199V120H197V119H193V122H192V120L191 121H186L185 123V127L187 126L188 127V125H187V123ZM226 122V121H225ZM232 122H234L233 121V118H232ZM34 123V122H33ZM35 123H37L36 121H35ZM93 123V122H92ZM100 123V122H99ZM105 123H107V122H105ZM131 123V122H130ZM146 123V122H145ZM148 123V122H147ZM215 123H213V124H211V125H214ZM228 123H229V121H228ZM243 123V122H242ZM262 123H264V122H262ZM41 124V123H40ZM108 124V123H107ZM168 124V123H167ZM210 124V123H209ZM215 124V125H216ZM234 124V123H233ZM36 126H38L39 127V125H37V124H35ZM47 125H48V123H47ZM51 126H49L48 127V129H47V131L49 132V135H50V138L52 137H54L56 140L55 141H52V140H47V141H49V143L48 144H50V143H52V144H54V142L56 143L57 142V146H60V145H58V144H60L61 142H62V136H61V130L60 131H58L57 130V127L55 128L54 127V125H55V123H53V121H52V124H50ZM66 125V124H65ZM132 125H133V123H132ZM151 125V124H150ZM222 125H224V123L222 124ZM227 125V124H226ZM232 125V124H231ZM41 126V125H40ZM60 126V125H59ZM86 126V127H87ZM92 126L94 127V125L92 124ZM105 126V125H104ZM103 126V127H104ZM148 126V125H147ZM174 126V125H173ZM230 126V125H229ZM35 127V126H34ZM66 127V126H65ZM77 127V126H76ZM75 127V128H76ZM108 127V126H107ZM106 127V128H107ZM152 127V126H151ZM164 127H166L165 125H164ZM191 127V128H192ZM214 127V126H213ZM217 127V126H216ZM216 127H214L213 129H214V132L213 133H209V131L208 132H206V130H205V132L206 133H208V134H204V136L205 135H208V139L209 138H211V139H213V138H217V136H225L226 137V135H225V133L224 132H222L221 130H223V129H218V128H216ZM219 127V126H218ZM227 127V126H226ZM40 128V127H39ZM44 128V126L42 127V129ZM47 128V127H46ZM45 128V129H46ZM97 128H99L98 126H97ZM96 128V129H97ZM105 128V129H106ZM215 128L216 129H218V130H215ZM221 128V127H220ZM38 129V128H37ZM65 129V128H64ZM67 129V128H66ZM110 129V128H109ZM167 129H168V126H167ZM172 130H173V128H171ZM171 129H169V132H170V130ZM184 129V128H183ZM187 129V128H186ZM226 129V128H225ZM234 129V128H233ZM256 129V130H255ZM33 130V131H32ZM68 130V129H67ZM66 130V131H67ZM73 129H71L70 128V131H72ZM81 131H83L82 129H80ZM155 130H156V126H155ZM171 130V131H172ZM192 130H193V128H192ZM230 130V129H229ZM228 130V132L227 133H230L231 131H229ZM46 131V132H47ZM70 131H68V132H70ZM85 131V130H84ZM88 131V132H87ZM95 131V130H94ZM97 131V130H96ZM191 131V130H190ZM190 131H188V132H190ZM215 131H217L216 133H215ZM226 131V130H225ZM259 131V130H258ZM257 131V133H260V131L258 132ZM37 132V131H36ZM77 131H75V133H76ZM86 132H87V135L89 136L90 135V130H86ZM101 132H102V130H101ZM119 132V131H118ZM117 132V133H118ZM162 132V131H161ZM166 132V131H165ZM168 132V131H167ZM173 132V134L175 133L174 131H172ZM172 132H170V134H171V136H172ZM210 132H212V131H210ZM234 132V131H233ZM41 134V133H43V132H38V134ZM85 133V132H84ZM89 133V134H88ZM163 133V132H162ZM178 133V132H177ZM187 133V132H186ZM191 133L193 134L194 133V131L192 132L191 131ZM202 133H204V129H203V132ZM244 133H245V131H244ZM263 132H261V134H262ZM67 134V133H66ZM81 134V133H80ZM99 134H100V132H99ZM167 134V133H166ZM170 134H169V136H170ZM243 134V133H242ZM253 134V131H252V133H251V135ZM255 134V133H254ZM253 134V135H254ZM261 134H260V136H261ZM175 135V134H174ZM178 135V134H177ZM257 135V134H256ZM255 135V136H256ZM66 136V135H65ZM86 136V134L84 135V138H85V142H87L86 140H90V139H86V138H88V137H85ZM102 136V135H101ZM119 136V135H118ZM117 135H116V137H118ZM152 136V135H151ZM155 136H157V135H155V133H153V136H152V138L154 137V139H155ZM165 136V135H164ZM195 136V135H194ZM192 137V139H193V141H192V146L194 145V146H197L196 144H197V142H199V141H201V137H196L197 136V134H196V136L195 137ZM199 136H202V137H204L202 134H200L199 133ZM246 136V135H245ZM260 136H258V137H260ZM44 137V136H43ZM67 137V136H66ZM160 137H162V136H160ZM174 137V139H175V137L176 136H172V138ZM178 137V136H177ZM176 137V138H177ZM228 137V136H227ZM231 137V136H230ZM235 137V136H234ZM249 137V136H248ZM254 136H252V138H253ZM257 137V138H258ZM264 137V136H263ZM262 137V138H263ZM49 138V137H48ZM47 138V139H48ZM113 138V137H112ZM120 138V137H119ZM167 138V137H166ZM171 138V137H170ZM180 138V137H179ZM195 138V139H194ZM201 138V139H200ZM220 138V137H219ZM222 138V137H221ZM261 138V137H260ZM24 139H26V141H24ZM116 139V138H115ZM167 139H169V138H167ZM200 139V140H199ZM231 139V138H230ZM247 139V138H246ZM245 139V140H246ZM249 139V138H248ZM67 140V139H66ZM65 140V141H66ZM113 140V139H112ZM170 140V139H169ZM220 140V139H219ZM228 140V139H227ZM236 140V139H235ZM253 140H255L256 142H254V141H252L253 143H255V144H258V142H260V140L259 139H253ZM264 140V139H263ZM262 140V141H263ZM171 141H172V139H171ZM217 141V140H216ZM230 141V140H229ZM114 142H116V141H114ZM181 142V141H180ZM214 142V141H213ZM223 142V141H222ZM194 143V144H193ZM201 143V142H200ZM221 143V142H220ZM253 143H252V145H253ZM82 144V143H81ZM66 145H68V144H66ZM84 145V144H83ZM83 145L81 146L80 145V147L82 148L83 147ZM191 145V144H190ZM199 145V144H198ZM234 145V144H233ZM260 145V144H259ZM258 145V146H259ZM56 146V147H57ZM91 146V145H90ZM90 146H89V148H90ZM200 146V145H199ZM209 146V145H208ZM218 146V145H217ZM225 146V145H224ZM236 146V145H235ZM238 146V145H237ZM240 146V145H239ZM253 146H255L256 147V145H253ZM79 147V148H80ZM205 147H207V146H205ZM232 147V146H231ZM234 147V146H233ZM254 147V148H255ZM75 148H78V147H75ZM81 148L79 149V150H81ZM147 148V147H146ZM173 148V147H172ZM175 148V147H174ZM173 148V149H174ZM194 148V147H193ZM197 148H199V147H197ZM236 148V147H235ZM238 148H240V147H238ZM25 150V149H32L33 151L32 152H30L29 154H30V156H28V157H26V156H24L25 158H22V157H20V154H19V151L20 150ZM59 149V148H58ZM62 149H64V150H66V151H63ZM70 149H73V150H70ZM83 150L85 149V148H82ZM86 149H88V148H86ZM207 149H209L208 147H207ZM210 149H212V147L210 146ZM233 149V148H232ZM78 150V149H77ZM76 149H75V151L74 152H78ZM97 150V149H96ZM149 150V149H148ZM197 150V149H196ZM196 150H194V151H196ZM203 150H204V147H203ZM216 150V149H215ZM236 150V149H235ZM239 150V149H238ZM250 150H251V148H250ZM254 150V149H253ZM150 151H152V149L150 150ZM206 151V150H205ZM213 151H214V149H213ZM219 151V150H218ZM241 151V150H240ZM252 151V150H251ZM255 151V150H254ZM253 151V153H256V152H254ZM257 151V150H256ZM85 152H86V150H85ZM125 152V151H124ZM203 152V151H202ZM82 153H83V151H82ZM126 153H127V151H126ZM126 153H122L121 154V156L123 155H125ZM174 153H176V152H174ZM195 153V152H194ZM198 153V152H197ZM205 153V152H204ZM203 153V154H204ZM209 153H210V151H209ZM208 153V151H207V153H205V154H209ZM240 153V152H239ZM241 153H242V151H241ZM240 153V154H241ZM258 153H260V151L258 152ZM75 154V153H74ZM84 154V153H83ZM180 154H182V153H180ZM192 154V153H191ZM204 154V155H205ZM218 154H220V152L218 153ZM235 154V153H234ZM239 154V155H240ZM126 155H128V154H126ZM133 155V154H132ZM199 155H200V153H199ZM215 155V154H214ZM230 155V154H229ZM233 155V154H232ZM248 155H250V154H248ZM252 155V154H251ZM73 156V157H72ZM123 156H122V158H123ZM129 156V155H128ZM183 156V155H182ZM195 156V155H194ZM198 156V155H197ZM209 156V155H208ZM208 156H206V157H208ZM234 156V155H233ZM77 157V154H75V158ZM87 157V156H86ZM139 157V156H138ZM202 157H203V155H202ZM217 157V156H216ZM232 157V156H231ZM245 157H246V154H245ZM258 157V156H257ZM257 157H255V158H257ZM119 158V157H118ZM121 158V159H122ZM143 158V157H142ZM190 158V157H189ZM194 157H192V159H193ZM199 158H200V156H199ZM203 158H205V157H203ZM230 158V157H229ZM235 158V157H234ZM237 158V157H236ZM242 158V157H241ZM241 158H239L240 160H245V159H241ZM254 158V159H255ZM260 158H262V157H260ZM120 159V158H119ZM145 161H147L145 158H143ZM150 159V158H149ZM207 159V158H206ZM238 158H237V161L239 160ZM6 160H10V163L9 164H6ZM80 160V159H79ZM85 160V159H84ZM87 160V159H86ZM85 160V161H86ZM124 161H125V159H123ZM144 160H140L141 161V163L144 161ZM200 160H201V158H200ZM203 160V159H202ZM208 160V159H207ZM231 160V159H230ZM239 160V161H240ZM247 160V159H246ZM257 160H259V158L257 159ZM263 160V159H262ZM261 160V161H262ZM81 161H82V159H81ZM213 161H215V160H213ZM233 161H235V160H233ZM238 161V162H239ZM241 161V162H242ZM249 161V160H248ZM251 161V160H250ZM249 161V162H250ZM256 161V160H255ZM200 162V161H199ZM202 162H204V161H202ZM209 162V161H208ZM231 162V161H230ZM229 162V163H230ZM240 162V164H241V166L240 167H242L243 165H245L246 164V162L247 161H245V164H243L244 163V161L241 163ZM252 162V161H251ZM256 162H258V161H256ZM76 163H81V164H84V165H86L85 163H83V161L82 162H76ZM119 163V162H118ZM122 163V162H121ZM140 163V165H141V169H142V171L144 170L143 168H145L146 169V167H144L145 166V164H144V166L142 167V165L143 164H141ZM146 163V162H145ZM215 163V162H214ZM217 163V162H216ZM259 163V162H258ZM198 164V163H197ZM209 164H211L210 162H209ZM243 164V165H242ZM257 164V163H256ZM96 165V164H95ZM95 165H94V167H95ZM119 165V164H118ZM167 165H169V164H167ZM201 165V164H200ZM200 165H199V167H200ZM212 165V164H211ZM216 165V164H215ZM219 165V164H218ZM259 165V164H258ZM206 166V165H205ZM209 166V165H208ZM207 166V167H208ZM217 166V165H216ZM232 166H235V165H232ZM232 166H230V168H233ZM256 166V165H255ZM122 167V166H121ZM120 167V168H121ZM204 167V166H203ZM215 167V166H214ZM223 167V166H222ZM222 167H221V169H222ZM239 166H238V169L240 168ZM258 167V166H257ZM260 167V166H259ZM32 168H35L34 169V171L32 172V171H30L29 172V170H31ZM82 168V167H81ZM85 168V167H84ZM84 168H83V170L82 171H84ZM96 168V167H95ZM123 168V167H122ZM140 168V167H139ZM171 168V167H170ZM206 168V167H205ZM219 168V167H218ZM246 168V167H245ZM244 168V169H245ZM87 169H89V168H87ZM141 169H139V170H141ZM172 169V168H171ZM170 169V170H171ZM242 169H243V167H242ZM242 169H241V171H242ZM260 169V168H259ZM90 170V169H89ZM88 170V171H89ZM139 170H137L138 172H140ZM173 170V169H172ZM207 170V169H206ZM246 170H247V168H246ZM255 170H256V168H255ZM81 171V172H82ZM95 171H97V170H95ZM141 171V172H142ZM199 171V170H198ZM203 171V172H202ZM201 172L202 173H205V170H204V168H203V170H202ZM85 172H87V171H85ZM85 172H83V173H85ZM92 172H93V174L95 173L93 170H92ZM122 172H123V169H122ZM200 172V174H202ZM237 172H240V170L239 171H237ZM244 172V171H243ZM242 172V173H243ZM248 172H250V171H248ZM260 172V171H259ZM173 173V172H172ZM231 173V172H230ZM241 173V174H242ZM245 173V172H244ZM252 173H254V172H251V174ZM92 174V173H91ZM90 174V175H91ZM139 174V173H138ZM199 174V173H198ZM207 174V173H206ZM210 174H211V172H210ZM250 174V175H251ZM259 174V173H258ZM257 174V175H258ZM96 175V174H95ZM211 175H213V174H211ZM253 175V174H252ZM237 177H238V175H236ZM239 176H241V175H239ZM242 176H244V175H242ZM246 176V175H245ZM43 177L44 178H47V180H48V183L49 184H57V185H59V187H60V189H57L58 191L57 192H51L50 190H48L47 188H45L44 186H38V185H35V184H33V182L34 181H36L37 179H40L41 180V178L43 179ZM215 177V176H214ZM236 177V178H237ZM88 178H92L93 179V177H88ZM105 178H106V176H105ZM205 178V177H204ZM105 180V179H104ZM46 181V180H45ZM41 182H42V180H41ZM104 182H106V181H104ZM101 184H103V182L101 183ZM139 185V184H138ZM253 185V184H252ZM139 186H141V185H139ZM144 186V185H143ZM72 188V192H73V194H70L69 192H68V188ZM252 187V186H251ZM251 187H249V189H252ZM254 187V186H253ZM23 188H30L33 192H34V194H33V196L30 198V200L28 201V202H26V203H71L72 205H70L69 206V210L68 211H63L62 210V205L60 204L59 206L56 204V205H54L55 207H53V210L52 211H47L45 208H41V209H38V210H36V211H34V212H30L29 210H25V215H22V214H19L18 212H16V211H12V210H10L9 212H7V214H5V215H3V208H4V205H3V203H21V202H18V201H16L15 199H14V197H13V194H14V191H20V189H23ZM253 189H255V187L253 188ZM56 191V190H55ZM126 191H128V190H126ZM125 191V192H126ZM251 191V192H250ZM250 191H247L248 193H246V200H248L249 199V195L251 194V193H253V191L252 190H250ZM134 193V192H133ZM137 193V192H136ZM250 193V194H249ZM130 193H128L127 195H129ZM124 195V194H123ZM131 195V194H130ZM137 195V194H136ZM125 196V195H124ZM132 196H133V194H132ZM138 196V195H137ZM53 197H58V201H52V198ZM134 199V198H133ZM158 199V198H157ZM214 199H215V197H214ZM143 201H144V203L146 204L147 202H145L146 200H144L143 199ZM140 202V201H139ZM138 202V203H139ZM128 203H130V202H128ZM132 203H135V202H132ZM141 203H143V202H141ZM53 205V204H52ZM51 205V206H52ZM69 205V204H68ZM148 205V204H147ZM225 205H227V204H225ZM224 205V206H225ZM57 206V207H56ZM65 206V205H64ZM77 206L79 207V209H81L82 211V213L80 212V213H78L77 211H78V209H77ZM228 206V205H227ZM134 207V206H133ZM237 207V206H236ZM52 208V207H51ZM218 208V207H217ZM224 209V208H223ZM235 210V209H234ZM78 213V214H77ZM235 213V212H234ZM233 213V214H234ZM232 214V215H233ZM27 216V217H26ZM234 216V215H233ZM150 217V216H149ZM172 218H170V214H169V216H168V222H173L172 220H175L176 221V223L175 224H177L178 222V217H177V220H176V218H174V217H176V216H171ZM150 218H153V217H150ZM229 218V217H228ZM235 218V217H234ZM238 217H236V219H237ZM249 218V217H248ZM154 219H155V217H154ZM166 219V218H165ZM171 219V220H170ZM157 220V219H156ZM154 221V220H153ZM152 220H151V222H153ZM163 221H166V220H163ZM248 221H249V219H248ZM6 223H9V224H6ZM140 223H142V222H140ZM244 223V222H243ZM153 224H155V223H153ZM162 225H164V222L163 223H161ZM141 225V224H140ZM154 226V225H153ZM169 226V225H168ZM173 226V225H172ZM177 226V225H176ZM175 226V227H176ZM157 227V226H156ZM163 227V230H164V226H162ZM154 228H155V226H154ZM158 228V227H157ZM159 228H160V225H159ZM158 228V229H159ZM156 229V228H155ZM172 229V228H171ZM160 230V229H159ZM162 230V229H161ZM160 230V231H161ZM88 231V232H87ZM167 231V230H166ZM177 231V230H176ZM158 232V231H157ZM163 232V231H162ZM164 232H165V230H164ZM172 232V231H171ZM167 234L169 233L168 231L166 232ZM179 233V232H178ZM206 233V232H205ZM162 234V233H161ZM157 235V234H156ZM169 236H167V239L170 241V239L173 237L171 234H168ZM172 237H171V236ZM174 235H175V233H174ZM207 235V234H206ZM205 235V236H206ZM208 236V235H207ZM213 236H215V237H221V236H223V233H222V231L219 229L218 231H215L214 232V234H213ZM227 236H228V234L227 235H224V238L222 237V240H223V244H224V247H223V250L224 251H222L221 253H223L226 257H224L225 259H226V262L224 261V260H222L221 261V263H224V264H255V263H257V261L256 260H252L250 257L251 256H255V250L253 249V253H252V255L250 256L249 254L250 253H248V254H241V252H240V249L243 247V249H244V246L242 245V246H240V244H238L239 245V247H238V245L237 244H233V243H230V242H227L226 240H227ZM166 238V237H165ZM177 237H175V239H176ZM207 238V237H206ZM209 238V237H208ZM225 239V240H224ZM171 240H174L173 238L171 239ZM183 240V239H182ZM188 240V239H187ZM221 240V241H222ZM162 241H163V239H162ZM174 242H175V240H174ZM160 243H162L161 242V240H160ZM171 243H173V241L171 242ZM188 243H189V245L187 244V246L188 247H185V250L187 249L188 251H186V253L187 254H189V251H191L192 249H194L195 247H192V248H189L192 244H191V242H189V240H188ZM215 243V242H214ZM173 244H175V243H173ZM184 244H185V241H184ZM241 244H242V242H241ZM245 244V243H244ZM248 244L249 243H247V245L246 246H248ZM217 245V244H216ZM219 245V244H218ZM151 246V245H150ZM175 246H177V245H175ZM193 246V245H192ZM220 246V245H219ZM245 246V249L247 248ZM152 247V246H151ZM170 247V246H169ZM209 247V246H208ZM218 247V246H217ZM241 247V248H240ZM254 247V246H253ZM252 247V248H253ZM171 248V250L173 251V249H172V247H170ZM169 248V249H170ZM175 248V247H174ZM183 248V247H182ZM203 248V247H202ZM210 248V247H209ZM222 248V247H221ZM240 248V249H239ZM250 248V245L248 246V248L247 249H249ZM180 249V248H179ZM184 249V248H183ZM189 249H191V250H189ZM212 249V248H211ZM211 249H208L207 248V252L205 253V256H207L209 253L208 252H210V254L211 253H213L214 254V252L212 251L211 252ZM245 249H244V252L246 253V251H250V250H247L246 249V251H245ZM258 249V248H257ZM197 250H199V252H201L200 251V249H198V248H195V251L194 250H192V251H194V253H196V251ZM202 250H204L205 251V249H202ZM210 250V251H209ZM180 252H181V250H179ZM178 251V252H179ZM190 252V253H192L193 255H194V253L193 252ZM215 252H216V250H214ZM219 251V250H218ZM174 252V251H173ZM243 252V253H244ZM220 253V252H219ZM218 252H217V254H219ZM182 254V253H181ZM192 254H191V256H192ZM197 254V256H192V258L190 257V254L188 255L189 256V262H187V264H190L191 262L190 261H194L193 260V258L194 259H196V264L198 263V262H200L199 260L201 259H199L198 258V254L200 255V253H196ZM195 254V255H196ZM201 254H204L203 252L201 253ZM213 254H211V256H213ZM223 254H221V256H223ZM254 254V255H253ZM174 255V258L176 257L175 256V254H173ZM183 256H185L186 254L184 253V254H182ZM248 255V256H247ZM180 256V255H179ZM188 256H186V257H188ZM210 256V255H209ZM208 256V262H210V264L212 263V261L213 260H211L212 258L211 257H209ZM256 256H258V253H257V255ZM178 257V256H177ZM198 259H197V258ZM200 257V256H199ZM190 258L192 259V260H190ZM207 259V258H206ZM220 259V258H219ZM176 260V259H175ZM198 260V261H197ZM211 260V261H210ZM216 259L214 258V261H215ZM177 261V260H176ZM180 261V260H179ZM213 261V262H214ZM219 260H217V262H218ZM253 261H255V262H253ZM220 262V261H219ZM218 262V263H219ZM180 264V263H179ZM194 264V263H193ZM199 264H201V262L199 263ZM209 264V263H208Z\"/></svg>",
	"mask_w": 264,
	"mask_h": 264
}]
</instances>
